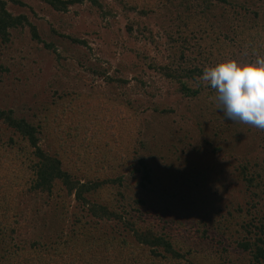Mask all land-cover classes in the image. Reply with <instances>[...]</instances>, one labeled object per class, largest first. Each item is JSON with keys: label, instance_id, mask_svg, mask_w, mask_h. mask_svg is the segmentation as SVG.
Returning <instances> with one entry per match:
<instances>
[{"label": "rangeland", "instance_id": "374dc122", "mask_svg": "<svg viewBox=\"0 0 264 264\" xmlns=\"http://www.w3.org/2000/svg\"><path fill=\"white\" fill-rule=\"evenodd\" d=\"M19 1H8L7 9L25 14L40 40L23 25L10 29L9 42L0 44V108L30 118L39 106L72 93L78 111L69 112L73 121L62 136L81 145L79 155L63 156L67 166L121 177L114 187L123 197L115 199L160 219L180 247L199 252L202 230L210 234L218 224L235 234L226 209L248 198L237 167L264 164V129L227 119L204 88L182 94L158 68L200 69L195 78L202 81L204 69L220 61L264 57V0H175L147 13L130 7L147 0H82L65 11L40 0ZM247 25L259 35L253 41L239 33ZM214 39L224 46L222 55L213 51ZM10 133L1 125L0 141ZM41 144L52 152L45 140ZM140 159L150 169L145 185L135 171ZM21 182L0 173V220L10 247L57 230L65 234L76 217L88 218L73 196L62 208L64 192H29ZM97 227L101 237L122 232L112 221L100 220ZM235 235L224 239L225 264L239 259Z\"/></svg>", "mask_w": 264, "mask_h": 264}, {"label": "trees", "instance_id": "16d2710c", "mask_svg": "<svg viewBox=\"0 0 264 264\" xmlns=\"http://www.w3.org/2000/svg\"><path fill=\"white\" fill-rule=\"evenodd\" d=\"M8 1L21 3L19 0H0V44L9 42L10 29L23 25L29 26L33 39L40 40L35 25L25 14H12L7 9ZM40 1L54 10L65 11L71 4L82 0ZM147 1L148 4L142 3V7L137 3L130 7L147 13L155 4L164 5L175 0ZM241 32L247 36L244 40L253 41L259 37L251 25L242 28ZM211 43H215V54L225 53L224 46L217 43L216 39ZM45 45L52 47L51 43ZM158 70L174 80L179 92L184 95H197L204 88L209 97L215 96L210 85L206 86L195 78L196 74L201 73L200 69L176 72L163 65ZM189 80L195 81L197 85L192 86ZM71 100L72 93L60 94L48 104L43 103V107L36 108L30 118L15 115L11 108H0V126L4 125L12 131L6 140L0 141V150L5 151L4 154L0 153V173L5 174L9 181L23 180L21 183L26 184L25 188L29 192L48 196L54 192L62 196L64 192L60 201L62 208L66 207L68 198L71 200L73 196L75 206L86 210L88 218L76 217L65 234H62L63 230H57L55 236L32 239L25 244H16V248L8 245L5 222L0 220V264H225L228 249L223 246L224 239L235 234L239 259L227 264H264V210L261 209L264 204V164L255 163L251 167L245 163L237 167V177L248 198L244 203L231 204L226 209L230 216L228 221L235 219L234 224H229L235 234L229 232L228 226L218 224L213 226L210 234L208 228L202 230L205 243L199 252L191 247L185 249L178 246L160 219L149 216L141 208L130 209L129 204H122L115 199L117 195L123 197L120 189L114 187L116 183H122L121 177L111 178L106 173L101 177L94 176V173H87L84 168L76 172L72 166L65 164L64 157L67 158L72 151L79 155L78 148L81 145L75 139L67 142L66 136H62L73 121L69 112L77 110ZM79 112L85 113L81 107ZM78 127V123H75L74 128ZM42 140L49 143L52 152L41 144ZM100 151V157H105V153L101 155ZM138 163L140 168L135 171L140 173L141 185H145V182L150 181V169L143 160L140 159ZM222 215L220 218H223ZM100 220L119 223L122 232L101 237L97 227ZM219 246L221 249L218 252L211 251L213 248L217 250Z\"/></svg>", "mask_w": 264, "mask_h": 264}, {"label": "clouds", "instance_id": "9594fccd", "mask_svg": "<svg viewBox=\"0 0 264 264\" xmlns=\"http://www.w3.org/2000/svg\"><path fill=\"white\" fill-rule=\"evenodd\" d=\"M201 80L214 90L216 107L227 119L264 129V57L220 61L205 68Z\"/></svg>", "mask_w": 264, "mask_h": 264}]
</instances>
